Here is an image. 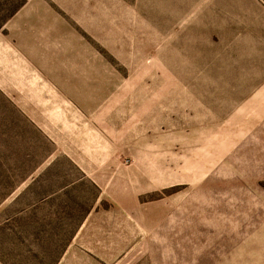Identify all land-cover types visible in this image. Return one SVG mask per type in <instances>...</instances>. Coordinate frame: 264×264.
Here are the masks:
<instances>
[{
  "label": "rangeland",
  "instance_id": "rangeland-1",
  "mask_svg": "<svg viewBox=\"0 0 264 264\" xmlns=\"http://www.w3.org/2000/svg\"><path fill=\"white\" fill-rule=\"evenodd\" d=\"M89 215L63 264H264V0H0V264Z\"/></svg>",
  "mask_w": 264,
  "mask_h": 264
},
{
  "label": "crops",
  "instance_id": "crops-1",
  "mask_svg": "<svg viewBox=\"0 0 264 264\" xmlns=\"http://www.w3.org/2000/svg\"><path fill=\"white\" fill-rule=\"evenodd\" d=\"M106 225L108 226L106 221H101L99 220L97 217L94 216H87L85 218V220L83 221V223L80 225L76 235L73 238V241L69 244V246L67 247L65 253L63 254L62 260L60 261L59 264H63L68 258L69 256H71L73 254V252L76 250L77 247H75V242L77 239H81V238H90L91 236H97V235H104L105 232L102 231V227ZM80 243L77 244L81 247L79 250H87L89 249V247L87 245H84L83 243H81V241H79Z\"/></svg>",
  "mask_w": 264,
  "mask_h": 264
}]
</instances>
